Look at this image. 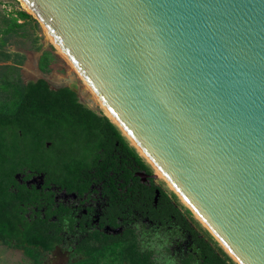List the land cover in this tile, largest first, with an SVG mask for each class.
Returning a JSON list of instances; mask_svg holds the SVG:
<instances>
[{
    "label": "water",
    "instance_id": "95a60500",
    "mask_svg": "<svg viewBox=\"0 0 264 264\" xmlns=\"http://www.w3.org/2000/svg\"><path fill=\"white\" fill-rule=\"evenodd\" d=\"M238 264H264V0H23Z\"/></svg>",
    "mask_w": 264,
    "mask_h": 264
},
{
    "label": "flooded vegetation",
    "instance_id": "af4514ba",
    "mask_svg": "<svg viewBox=\"0 0 264 264\" xmlns=\"http://www.w3.org/2000/svg\"><path fill=\"white\" fill-rule=\"evenodd\" d=\"M78 158L57 161L70 168L64 181L55 171L52 180L45 172L24 166L8 186L23 196L21 212L28 219L51 212L48 219L54 221L55 236L49 252L65 251L73 262L86 246L102 250L116 240L122 246L134 236L150 264H181L185 258L199 257L202 229L149 164L141 166L118 139L103 155L104 161L89 164Z\"/></svg>",
    "mask_w": 264,
    "mask_h": 264
},
{
    "label": "trees",
    "instance_id": "16d2710c",
    "mask_svg": "<svg viewBox=\"0 0 264 264\" xmlns=\"http://www.w3.org/2000/svg\"><path fill=\"white\" fill-rule=\"evenodd\" d=\"M16 13L20 18L30 17L25 10ZM9 20L12 26L19 24L17 16H10ZM7 85L12 98L0 106V241L22 248L33 258L34 264H40L38 254L54 247V221L48 219L51 212L32 219L21 212L23 196L8 190L9 183L16 181L15 172L24 166L30 167L45 172L54 180L55 171L64 181L70 168L68 163L61 165L59 162L72 157L89 164L96 163L99 158L104 161L103 155L117 139L141 166L149 165L113 121L78 101L76 91L68 85L50 87L43 77L18 83L10 81ZM101 147L104 148L102 152ZM86 247L82 257L64 264H112L109 260L101 262L96 254L104 249L116 252V248L117 264H150L134 236L122 246L116 240L102 250H97V246ZM181 264L238 263L204 234L199 257L185 258Z\"/></svg>",
    "mask_w": 264,
    "mask_h": 264
},
{
    "label": "rangeland",
    "instance_id": "374dc122",
    "mask_svg": "<svg viewBox=\"0 0 264 264\" xmlns=\"http://www.w3.org/2000/svg\"><path fill=\"white\" fill-rule=\"evenodd\" d=\"M18 10L29 12L30 17H18L16 13ZM10 16H17L19 24L12 26L9 20ZM10 26L12 29L7 30ZM39 77L45 78L50 87L62 85L73 87L80 101L85 105L97 112L106 113L103 105L94 100V94L82 76L58 50L29 9L20 0H0V106L9 103L12 98L8 82H26ZM122 134L134 146L126 135ZM152 169L155 171L153 167ZM158 180L170 193H175L159 174ZM176 197L180 206L189 210L188 216L192 223L196 224L207 237L224 249L209 229L177 195ZM224 250L226 251V249ZM227 254L229 255L228 252ZM96 255L101 262L109 260L112 264L113 262L117 264L119 259V256H116L118 255L117 248L116 252L104 249L101 254ZM67 257L65 251L56 249L53 252L39 253L38 262L40 264H63L68 260ZM0 264H34V262L33 258L26 254L22 248L0 241Z\"/></svg>",
    "mask_w": 264,
    "mask_h": 264
},
{
    "label": "bare ground",
    "instance_id": "6f19581e",
    "mask_svg": "<svg viewBox=\"0 0 264 264\" xmlns=\"http://www.w3.org/2000/svg\"><path fill=\"white\" fill-rule=\"evenodd\" d=\"M28 9H29V7L26 5V3L23 1V0H20ZM29 11H30V9H29ZM57 47V46H56ZM58 48V47H57ZM58 50L60 51V49L58 48ZM61 52V51H60ZM62 53V52H61ZM63 54V53H62ZM64 55V54H63ZM64 57L67 59V57L64 55ZM68 60V59H67ZM69 61V60H68ZM70 62V61H69ZM71 63V62H70ZM73 66V65H72ZM74 67V66H73ZM75 68V67H74ZM94 100L95 101H98L99 102V100L95 97V95H94ZM106 110V109H105ZM106 114L112 119V120H114L113 119V117L108 113V111L106 110ZM115 122V121H114ZM129 140H130V138H129ZM131 141V140H130ZM131 143H132V141H131ZM157 172V171H156ZM158 173V172H157Z\"/></svg>",
    "mask_w": 264,
    "mask_h": 264
}]
</instances>
